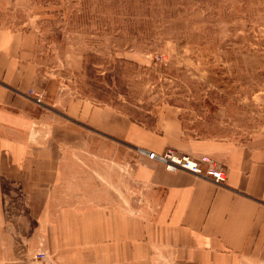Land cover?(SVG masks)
I'll return each mask as SVG.
<instances>
[{
    "label": "rangeland",
    "instance_id": "rangeland-1",
    "mask_svg": "<svg viewBox=\"0 0 264 264\" xmlns=\"http://www.w3.org/2000/svg\"><path fill=\"white\" fill-rule=\"evenodd\" d=\"M0 26L27 35L36 97L54 108L102 96L150 123L148 111L173 105L185 139L264 145V0H0ZM100 149L114 159L84 165L71 202L139 214L124 149ZM23 202L19 186L0 179V261L57 264L36 254L43 239ZM151 258L183 264L157 246Z\"/></svg>",
    "mask_w": 264,
    "mask_h": 264
},
{
    "label": "crops",
    "instance_id": "crops-1",
    "mask_svg": "<svg viewBox=\"0 0 264 264\" xmlns=\"http://www.w3.org/2000/svg\"><path fill=\"white\" fill-rule=\"evenodd\" d=\"M27 44L25 33L0 26V179L19 186L43 239L36 254L57 264H135V255L151 264L157 246L183 264H264V145L185 139L173 105L154 108L150 127L87 100L54 108L36 97ZM108 144L124 149L120 160L142 194L139 214L117 202H71L69 186H85L82 167L114 159L100 149ZM166 148L209 156L225 181L169 172L139 152Z\"/></svg>",
    "mask_w": 264,
    "mask_h": 264
},
{
    "label": "built area",
    "instance_id": "built-area-1",
    "mask_svg": "<svg viewBox=\"0 0 264 264\" xmlns=\"http://www.w3.org/2000/svg\"><path fill=\"white\" fill-rule=\"evenodd\" d=\"M139 152L146 155L148 159L162 164L169 172L183 170L196 176L210 179L217 184L223 183L226 178L225 172L219 164L207 155L195 158L180 154L172 148H166L161 153L148 152L143 149H139Z\"/></svg>",
    "mask_w": 264,
    "mask_h": 264
},
{
    "label": "trees",
    "instance_id": "trees-1",
    "mask_svg": "<svg viewBox=\"0 0 264 264\" xmlns=\"http://www.w3.org/2000/svg\"><path fill=\"white\" fill-rule=\"evenodd\" d=\"M96 99L102 100L100 104L108 105V106H111L112 108L115 109V107L113 105L109 104L108 101L104 100L102 98V96H98V98H96ZM116 110L119 111L120 113L128 116L130 118V120H132L133 122H136L138 124H143V125H146V126H149L150 127L152 125V123H153V116H152V114L149 113V111L147 112V115L145 116V118L146 119L148 118L149 119V122H150V123H147V122L143 121L142 119L137 118L138 117V114H136V113H133V112H130V111L124 112V111H121V110H119L117 108H116Z\"/></svg>",
    "mask_w": 264,
    "mask_h": 264
}]
</instances>
